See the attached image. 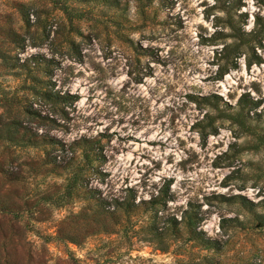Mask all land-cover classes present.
<instances>
[{"label":"rangeland","instance_id":"obj_1","mask_svg":"<svg viewBox=\"0 0 264 264\" xmlns=\"http://www.w3.org/2000/svg\"><path fill=\"white\" fill-rule=\"evenodd\" d=\"M261 1L84 0L72 3L87 11L72 27L61 1L0 0V121L20 106L27 142L96 141L104 183L88 187L104 194L133 188L147 200L169 182L165 212L180 219L192 203L208 243L183 239L163 253L138 225L87 235L92 227L68 218L79 204L40 200L63 184L62 171L43 164L56 146L0 140V264H264V39L260 64L241 57L221 80L222 40L209 41L227 12L246 14L249 33ZM33 81L77 101L64 114L32 93ZM200 130L216 134L202 142Z\"/></svg>","mask_w":264,"mask_h":264},{"label":"trees","instance_id":"obj_2","mask_svg":"<svg viewBox=\"0 0 264 264\" xmlns=\"http://www.w3.org/2000/svg\"><path fill=\"white\" fill-rule=\"evenodd\" d=\"M53 3L61 1L60 10L66 17L67 22L73 27V22L82 20L87 11L72 6V3H83L84 0H50ZM103 2L105 0H95ZM262 15L256 14L254 17L253 29L247 33L244 31L246 14H239L237 18L231 12H227L226 18H217L220 31L209 41L211 43L222 40V49L219 53V60L223 61L220 66L216 80H221L230 69L236 68L238 60L242 57L247 68L261 63L260 57L256 54L255 48L260 46L264 39V1H261ZM229 32H224L225 30ZM230 40L228 43L227 40ZM73 46L72 40H69ZM37 81L29 87L34 95H38L46 101H50L55 107L62 106L69 108L70 104L77 101L74 95L69 93L52 92L42 90ZM243 99L238 100V107H243ZM247 104L249 102H246ZM250 111L259 107L258 102H251ZM226 105V103H225ZM227 106V105H226ZM229 107V106H228ZM13 117L0 121V140L11 141L12 139L19 148L40 149L45 152L51 146L55 147V154L51 161L44 162V165H54L62 171L58 177L63 176V184L53 192L44 193L40 200L56 209L70 208L79 204V211H69L68 218L77 219V228L87 231L86 227H92L87 235L96 234H120L128 233L131 229L139 228V232L144 233L143 241L154 245L156 250L167 252L171 244L175 241L195 242L204 249L207 247L205 234L199 229L201 218L194 211L192 203L187 204V209L182 212L180 219L173 213H166L167 203L171 201L170 183H164L156 192L151 194L147 200L137 201L136 191L133 188H125L118 193H103L96 187H88L91 179H96L98 183H104L105 173L101 171L100 165L102 156L98 143L94 140L80 138L79 140L66 145L65 143L53 140L42 143L34 137L32 142H27L20 132L19 117L24 110L20 106L12 108ZM10 112V114H12ZM0 113V120H2ZM17 134L13 138L10 134ZM199 136L202 142L207 140L209 135H215L216 130L205 133L200 130ZM12 137V138H11ZM78 152V154H77ZM51 175L53 172L49 171ZM71 209V208H70ZM135 228V229H136ZM127 229V230H126ZM86 235V234H85ZM65 241L79 245L75 236H67Z\"/></svg>","mask_w":264,"mask_h":264}]
</instances>
